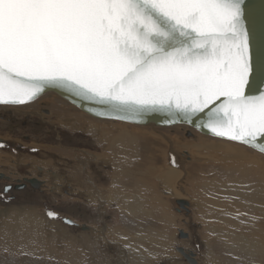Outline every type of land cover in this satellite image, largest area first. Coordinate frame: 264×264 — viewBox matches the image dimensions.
I'll return each mask as SVG.
<instances>
[{"label": "snow or ice", "instance_id": "snow-or-ice-1", "mask_svg": "<svg viewBox=\"0 0 264 264\" xmlns=\"http://www.w3.org/2000/svg\"><path fill=\"white\" fill-rule=\"evenodd\" d=\"M52 90L264 155V0H0V105Z\"/></svg>", "mask_w": 264, "mask_h": 264}, {"label": "rangeland", "instance_id": "rangeland-1", "mask_svg": "<svg viewBox=\"0 0 264 264\" xmlns=\"http://www.w3.org/2000/svg\"><path fill=\"white\" fill-rule=\"evenodd\" d=\"M44 100L47 104L44 103ZM56 102L60 108L58 106H53ZM15 107L18 109L15 111L20 113H15L13 111L12 113H9L14 120L6 123L0 122V140H11V143L13 144H21L28 151L27 154H25L26 156H22L20 152L16 151L14 145H12V152H14L15 155L17 154V156L21 155L19 156L20 158L23 157L24 159L32 160L36 158V165L31 166L36 168L31 170L28 165V172L25 175H30L31 179L33 177L36 179L32 183L35 186L31 187L29 185V187L33 188V192L37 191L38 195L35 196V193L28 191L31 194H24V197L17 199L15 203L12 202L9 205L1 206L0 210L12 207H34L39 213L43 212L44 217L48 221L51 222L52 220L53 223H59L62 225L63 223L61 224V222L57 221L58 216L53 219L46 214L48 210H55L58 214L63 216L62 218L76 221L75 225L77 222L82 223L81 225H83V227H87L89 224L96 226L97 224L96 227L98 228V226H101L98 222L99 220L100 222L102 220V217L98 220L100 215L97 211L98 209L95 210L92 205H89L86 201L83 202L82 199H74L76 196L75 188L65 191L64 193L60 190L57 191V189L51 190L49 188L50 184L45 182V173L48 168H52V164L54 163L55 167H57L60 172H64V170L65 172L78 171L79 166L82 164H80L81 159H77V155H86V158L89 160H85V165L88 170H86V175L90 180L88 184L93 183L96 186L98 185L99 189L104 188L107 186V183L106 181H103L102 177L105 180L106 175L104 173L107 170L104 166L105 163H103L105 162V157H102L101 152L99 151L106 152L109 149V146L113 143V139L118 137V139H120L117 142L118 145H114L108 154L114 158L119 156V162H123L126 155L133 154L134 152L131 151L132 149H134L136 153L140 151V153L143 154L146 151V154L151 153L156 156L154 159V164H156V166L151 169V172L141 174V176L150 179L149 185L148 179L140 177L141 186H138V189H135V192L141 191L143 200L156 202L159 206L167 209L166 212H168L172 221L167 219V223L170 225L158 227L157 231L163 233V229L167 230L165 234L168 235L167 237L172 238L169 243L171 249L178 245L179 242V240L177 241L175 238L177 235V229H182L183 232H187L190 235L194 245L191 244V241H187L185 242V245L180 243L181 245L179 248H176L175 250L177 251L178 249L189 247L190 249L184 248L183 251L187 253L193 252L197 257H200L201 240L204 264H215L217 262V254L216 250H214V246L215 249L219 248L218 251H224V249H226L228 252L237 255H252V260H247L248 264H264V207L262 206L264 203V162H262L261 157L259 158V161L255 160V154H252L251 151L249 152L246 148V150H224L226 146H228L225 143L216 142L218 140L213 141L212 139L202 138L205 136L202 135L201 137L200 134L190 129L189 132L191 135L187 137L186 131L188 129L183 127H174V129L170 128L173 130L157 128L159 131L165 132L168 135L176 136L174 140L176 141L178 151H191L196 158L199 157V161H193L188 165L187 171L189 180L182 181L181 188L182 191L188 194V196L190 195L189 200L193 203L195 212L199 216L200 225H195V223H193L195 221L190 218V215H188L189 209L186 214L183 212L181 213L182 215L176 214L178 211V208L176 207L178 206L174 204V201H172L173 208L171 209V203L169 202L171 201L169 197L171 195L166 191L168 189L163 186V181L157 180V176L165 175L168 172V168H174V166H176V170H178L177 166L183 168L182 163H179V158H176L175 160L173 158L172 165L168 163L167 167V157L165 155L166 147L155 135H152L153 133L148 128L99 121L86 114L84 115V113L82 114V112L78 111L65 101L47 95L39 99V101L33 102L32 105ZM44 111L51 112V116H47V119H44L40 115L41 112L46 113ZM23 115H29L32 117L25 119L22 117ZM71 118H75L76 120V131L72 129H64L61 128L62 126L59 127L57 125L60 121L65 123V120H70ZM25 121L27 125L26 127H23ZM88 126L93 127V130L95 132L97 131L99 134L104 133L102 136L104 141L102 143L98 140V136L87 134L86 127ZM138 137L141 139L138 140ZM186 139H188L187 142ZM135 142L145 143H136L135 145L130 146ZM33 145L36 146L35 152L32 151L34 148ZM2 151H0V162L4 158V152L10 153L8 151ZM86 153L91 154L93 157H88ZM229 153H233L234 156H229ZM15 155L14 158H16ZM10 156L13 155L10 154ZM6 158L10 159V157ZM43 159L49 162L43 163ZM95 159H97V163L95 162ZM238 159L240 160L235 163H230L231 160ZM38 160L41 161L40 164ZM160 162L162 163L159 164ZM21 167V164H17L16 167L11 165L10 171L15 172L17 170L16 168ZM24 167H26V165H24ZM39 167L41 168V171L37 172ZM101 172H103V176ZM76 174L77 173H74L73 175L77 176ZM66 178L67 177L62 178L63 181H65ZM168 180L172 182L171 177L168 178ZM100 182H102V184ZM88 184L86 186H89ZM204 184H206L210 190H202ZM147 190L149 193H145ZM225 193L229 196V199L222 204L218 203L217 197ZM231 193L238 194V197H232ZM83 196L84 195L81 197ZM104 198L106 203L110 204L109 197L105 195ZM136 198L137 196L133 199ZM85 199L87 200V197ZM75 200H77L78 203ZM118 200L120 206L125 202L114 196L112 198L114 205ZM232 201L236 203L247 201V205L242 207L236 205ZM102 209H105L107 212L108 208L103 206ZM248 211L258 214V224L246 219ZM73 212L80 213V215L77 213L74 214ZM180 216L189 218L192 223V225L190 224L191 227L179 224ZM36 220L37 222L34 226L35 232L36 230H40L42 225V220ZM163 221L166 220L164 219ZM65 225L67 226V224ZM110 228L113 227L111 226ZM147 228L148 227H142L141 229L136 230V234L144 235ZM18 233V236H27L29 234L26 229H21ZM82 233H85V231H74V233L71 232L69 235L72 236V234H74L79 240L81 239L80 235ZM114 233L115 236L113 237L116 239L115 244L117 245V242L119 244V246L115 248L100 246L93 236L90 237L89 245L77 246L75 243L71 244L65 240V238L60 235L62 233H58L51 243L57 247V251L60 254H64L65 256L56 259L32 254L24 250H10L11 248H9V245L16 247L18 246V243L15 236L7 235V229L4 226H1L0 264H154L158 259L165 258L152 257L150 255V244L147 241L141 243L138 238H133L136 235H126L124 230H115ZM36 234L37 232L31 239L33 244L39 246L41 251L46 250L45 248L48 246L47 243L40 241V239L36 237ZM158 236L159 235H156L155 237ZM179 239L184 240V238ZM130 245L132 246V249L128 248ZM110 250L113 253H111ZM175 255L177 258L174 259V262H167L168 264H180L179 261L183 262V256L180 257L177 253H175ZM69 259H75L76 261H69ZM164 261H166V259L157 262L167 264ZM223 264H230V254L223 259Z\"/></svg>", "mask_w": 264, "mask_h": 264}, {"label": "bare ground", "instance_id": "bare-ground-1", "mask_svg": "<svg viewBox=\"0 0 264 264\" xmlns=\"http://www.w3.org/2000/svg\"><path fill=\"white\" fill-rule=\"evenodd\" d=\"M47 95H49V94H47ZM45 96H43V97H45ZM53 106H58L60 108V106L58 105L57 102L54 103ZM52 111H54V110H52ZM49 116H51V112H49ZM75 122H76L75 118H71L70 120H65V123L60 121V123L57 124V125L59 127L62 126L61 128H64V129H72V130L76 131L77 127H76ZM146 128H148L150 131H154L158 135L160 133L161 136H163L164 139H162L160 137V135H159V137L161 138V139H159L158 136L155 135L157 137V139L162 144H164V142H165L166 145H168V147H169V145L172 146L173 152L176 153V155H177L176 157L179 158V163L181 162L182 166H183V170L182 171H181V166L180 167L178 166V168H177L178 170H176L175 169L176 166H174V168H168V172L165 175H158L157 176V180H162L163 181V186L168 189L166 191L171 195V196H169L170 199H171V201H169L171 203V209L173 208V205H172L173 202L172 201H174V204L176 206H178L176 204V201L187 202L188 205H186V207L190 208V213H191L190 216H192L194 218L193 220L195 221L193 223H195V225H200L199 216L195 212L193 203L190 202V200H189L190 195L188 196V194L186 192L182 191V189H181L182 188V181H188L189 180V175H188V171H187V166L188 165L185 166V164H187L191 160L192 161H194V160L199 161V158L195 159L194 156L191 153H185L186 156L184 154H180L181 152H178V148L175 145L174 140L168 134H166L165 132H162V131L158 130V129H161V128H158V129L155 128V127H146ZM86 131H87V134H90L92 136H94V135L98 136V140L100 141V143H102L104 141L103 137H102L104 135V133L103 134H99L97 131L95 132L93 130V127H91V126L86 127ZM140 139L141 138L138 137V140H140ZM119 140L120 139H118V137L116 139H113V143L109 146V149L106 152L99 151V152H101L102 157H105V162H103V163H105V165L103 163L102 164L106 167V170H107L104 173L106 175L105 176V180L102 177L103 181H106V183H107V186L104 185L105 186L104 188L99 189L98 185L96 186L93 183L88 184L90 182V180L88 179V176L86 175L87 168H86V165H85V160H87V161H89V160L86 158V155H77L78 156L77 159H81L80 164H82V165L79 166V170L78 171L65 172V170H64V172H60L59 169L57 167H55V165H54L55 163H54V164H52V168L51 169L48 168V170L45 173V176H46V179H45L46 181L45 182L47 184H50L49 188L51 190L57 189V191L60 190L61 192L64 193L65 191H69V190L75 188V195L76 196L74 197V199H76V198H78L79 200L82 199L83 202L86 201L87 203H89V205H92V207H94L95 210L98 209L97 211L100 214L98 220L100 219V217H102L101 222H100V220L98 222L101 226H98V228L96 227L97 224H96V226H94L92 224L87 225V227L84 226L83 228H84L85 233H82L80 235L81 239L78 240L76 238V235L72 234V236H71L69 234H71V232L74 233V231H77V232L78 231H82V228H81V226H83V225H81L82 223H78L77 222V224L74 226L73 224H75L76 221H71L70 219H67V220L71 221V223H73L72 225L71 224H67V226H66L65 225L66 223H63L64 224V226H63L62 223H61L62 225H60L59 223H53L52 220L50 222L44 217L43 212L39 213L38 210L36 208H34V207H30V208H28V207H12V208H7V209H1L0 210V227L4 226L7 229V235L15 236V239H16V241L18 243V246H16V247H13L12 245H9V248H11L10 250H16V251L24 250V251L30 252L32 254L43 255V256L49 257V258L59 259L61 256H65V255L64 254H60L57 251V247L54 244L51 243L56 238V235L58 233H62L60 235L63 238H65V240H67L71 244L75 243L77 246H79V245L80 246L89 245L91 236H93L97 240V243L100 246H105V247H108V248H113V247L115 248V247L119 246L118 242H117V245L115 244L116 243V239L113 237V236H115L114 232H115V230H119V231L126 230L127 226H125L122 223L123 221H121L119 218L116 217L115 212L119 213V211L116 208V206L114 205V203L112 202V198L114 196L119 197V196H122V195H124L126 193L135 192L137 184L140 183V171H141V168L145 167L146 164H147L146 153H143V154L140 153L141 156L138 157L139 154L136 153V151H134V149L131 150L134 153L130 154V155H126L124 157V161L123 162L122 161L119 162V158H120L119 156L116 157V158L110 156L108 154V153H110L109 152L110 149L114 145H118L117 142ZM164 140H167V141H164ZM136 143H145V142H135V143H132L130 146H133ZM35 145H33L34 148H36ZM123 146H124V143H123ZM37 149H39V148H37ZM232 149L233 148L229 147V150H232ZM4 153H5L3 155L4 158L0 162L1 173L2 172H4V173L7 172V173L12 174V175L14 173H17V170L15 172H11L10 171V166L14 165V167H16L17 164H21L22 165L21 168H26L23 171V174L24 173L27 174V172H28L27 166L28 165H29V168L31 170L36 168V167H34V168L31 167V166H35L36 165V162H35L36 158H34V157H33L34 160L26 159V158L24 159L23 157H21V158L19 157L21 155L17 156V154L15 155V153L12 152V153H14V155L16 157V158H14V155L10 156L11 153H7V152H4ZM7 154H9V155H7ZM99 154H98V156H99ZM165 155L167 157V167H168V162L169 161H168L167 152L165 153ZM22 156H26V155H22ZM87 156L90 157L92 155L91 154H87ZM6 157H10V159H7ZM173 158H174V156H173ZM97 159H95V162L97 161ZM255 159L258 161L257 158H255ZM43 160H44L43 163H45V162L48 163L49 162V161L48 162L45 161V159H43ZM92 161H93V159H92ZM233 161H235V160H233ZM110 162H111V164H110ZM124 162H125L126 165L124 164ZM40 163H41V161H39V164ZM57 163H58V161H57ZM24 165H26V167H24ZM99 166H100V164H99ZM39 171H41L40 167L38 168L37 172H39ZM63 173H64V175H63ZM74 173H77L76 174L77 176L73 175ZM95 173H96V171H95ZM97 173H98V171H97ZM102 173L103 172H101V174ZM104 174H102V176ZM25 177L27 178L26 182H27V186L28 187L31 184L30 182L33 183V181L36 180L34 177L31 179L30 175H27ZM60 177H62V178L67 177V178L65 179V181H63V179L60 178ZM170 177H171L172 182H170V180H168V178H170ZM94 181H95V179H94ZM102 182H100V183L102 184ZM87 184L89 186H86ZM121 188L124 189V190H122ZM205 189L210 190V188H208L206 184H204V186L202 187V190H205ZM78 195H81V196L84 195V196L81 197V196H78ZM105 195L107 197H109L110 204L106 203L105 198H104ZM231 196L237 198L238 194L231 193ZM84 197L85 198L87 197L88 201ZM91 198H92V201H91ZM228 199H229V196L226 193L217 197L218 203H220V204L226 202ZM106 200H107V198H106ZM75 201L77 202V200H75ZM232 202L235 203L236 205H239V206H242V207H245L247 205V201H242V202H239V203H236L234 201H232ZM103 206H106L108 208L107 212L105 211V209H102ZM262 206L264 207V203L262 204ZM176 208H178L177 210H179L178 212H176V214L182 215L181 214L182 211L187 212L186 210H184L180 206H178ZM110 212H111V214H110ZM75 213H77V212H75ZM78 215H80V213ZM83 217H84V215H83ZM180 217L181 218L179 220L180 221L179 224H182V226L183 225L190 226V224L192 225V223L190 222L189 218L182 217V216H180ZM36 219L42 220V225L40 227V230H36V232H37L36 237L39 238L40 241H42L44 243H47L48 246L45 248L46 250H44V251H41V248L39 246H37V245H34L33 241L31 240L34 237L35 233H36L35 232V227H34L36 222H37ZM246 219L248 221H250V222L255 223V224H258V222H259L258 214L255 213V212H252V211H248V213L246 215ZM91 220H93V219H91ZM96 223H97V221H96ZM68 226L74 227V228H70ZM111 226L113 228H110ZM67 228H69V229H67ZM80 228H81V230H80ZM148 228L157 230L158 225H157V227L151 226V227H148ZM21 229H26L29 234L27 236H18V234H19L18 232ZM69 231H71V232H69ZM93 231H94V234H93ZM179 231L183 232V230L182 229H179V230L177 229V231H176L177 235L175 236V238L177 239V241L179 240V242H178V245L174 246L173 249H172L173 256L168 254L167 255L168 257L158 259L157 261H160L162 259H164V260L166 259V261H164L166 263L167 262H169V263L170 262H174V259L177 258L175 253H177L180 257H182V255H180V253H178V251L180 249H178L177 251L175 249L179 248V246L181 244L185 245L186 244L185 242L190 241L189 238H191V237H190V235L187 232H183V233H186L188 236H186V238H184V240H180L178 238L179 237ZM200 244H201L200 245V257H197V255L194 254L193 252L189 251L190 253H187V252L183 251L184 248H189V247H184L183 249L180 247L181 250L185 254H187L185 256L186 257H190V259L192 261H194L195 264H204L203 255H202L203 254V248H202V241L201 240H200ZM214 250H216V254H217V262L215 264H223V259L226 256H228V254H230V264H248L247 260H252V258H253L252 255H248V256L237 255V254L228 252L226 249H224V251H218L219 248L215 249V246H214ZM71 260L76 261L75 259H69V261H71ZM184 260H185V263L182 262V261H179V263L180 264H190L189 262H186L185 258H184ZM157 261L154 264H165L163 262H157Z\"/></svg>", "mask_w": 264, "mask_h": 264}, {"label": "crops", "instance_id": "crops-1", "mask_svg": "<svg viewBox=\"0 0 264 264\" xmlns=\"http://www.w3.org/2000/svg\"><path fill=\"white\" fill-rule=\"evenodd\" d=\"M170 130H173V129H170ZM151 132L153 133L152 135L158 136L159 139H161V138L164 139L163 136H161L160 133H159V135H160L161 138L154 131H151ZM169 136L173 140L176 137V136L170 135V134H169ZM201 137H202V135H201ZM202 138L210 139L208 137H202ZM207 139H205V140H207ZM212 140L216 141L214 139H212ZM164 141H167V140H164ZM187 141H188V139H186V142ZM189 141H192V140H189ZM174 142H175V145H176V141L175 140H174ZM216 142L225 143L226 145H228L224 149V150H227V151L229 150V147L233 148L230 151H235L236 149H244V150H246L244 147L237 146V145H234L232 143L223 142V141H216ZM163 145L166 147L165 153L167 152L168 161H169L168 163L172 165L173 156H174V160H175L177 158L176 157L177 155H176V153L173 152L171 145H169V147H168V145H166L165 142H164ZM178 152H181L180 154H184L185 156H186L185 153H191L192 154L191 151H186V150L178 151ZM249 152H250V150H249ZM145 153H146V151H145ZM251 153L255 154V156H256L255 158H257L258 161H259V158L261 157L262 162H264V157L262 155L254 152V151H251ZM138 154H139V156H141L140 155V151H138ZM228 155L231 156V157L234 156L233 153H229ZM155 157H156L155 154H151V153L146 154L147 164H146L145 167L141 168L140 177H143V176H141V174H146V173L151 172V169L156 166V164H154ZM194 158L197 159L199 157L196 158L194 156ZM251 158H253V157H251ZM239 160L240 159L235 160V161L231 160L230 163H235V162H237ZM194 161H196V160H194ZM191 162H193V161L192 160L189 161L187 164H185V166L189 165ZM161 163L162 162H160L159 164H161ZM124 164H125V162H124ZM181 169L183 170V168H181ZM143 178H145V177H143ZM145 179H148V181H149L148 185H149L150 179L149 178H145ZM138 186H141L140 183L137 184L136 189H138L137 188ZM122 190H124V189H122ZM145 193H149V191L147 190V191H145ZM135 196H137V198L133 199ZM115 197L117 199H122L123 201H125V202H123L122 206L119 205V203H120L119 201H116V204H115L116 208L119 211V213L115 212L116 217L119 218L121 221H123L122 223L125 226H127L126 230H124L125 234L129 235V236L131 234L136 235L133 238H138L141 243L147 241L150 244V251H151L150 255L152 257H165L166 258V257H168L167 256L168 254H170L172 256V249H171V246H169V243L172 240V238L171 237H167L168 235L165 234V232L167 231L166 229H163V233H160V231H157V230H154V229H151V228H147L146 229V233L144 235H140V234L137 235L136 234L137 233L136 230H139L142 227H151V226L157 227V225H158V227H162V226L170 225V224L167 223V219L171 220V221H172V219L169 217L168 212H166L167 209L164 208V207L159 206L158 203H156V202L143 200V196L141 195V191L140 192H133V193H126V194H124L122 196H119V197L115 196ZM188 209H189L188 215H190L191 214L190 213V208H188ZM190 218L194 219L192 216H190ZM164 219L166 221H163ZM81 228H82V230H84L83 226H81ZM156 235H159V236L155 237ZM128 248L132 249V246L130 245V246H128Z\"/></svg>", "mask_w": 264, "mask_h": 264}, {"label": "flooded vegetation", "instance_id": "flooded-vegetation-1", "mask_svg": "<svg viewBox=\"0 0 264 264\" xmlns=\"http://www.w3.org/2000/svg\"><path fill=\"white\" fill-rule=\"evenodd\" d=\"M47 96H52V97L58 98L55 95H47ZM37 101H39V99L36 100V102ZM44 103H45V100H44ZM45 104H47V103H45ZM48 105H51V104H48ZM15 110H18V109H16L15 106H0V122L1 123H6L8 121L14 120V118L11 117L9 115V113H12V111L15 112V113H20V112H16ZM19 111H21V110H19ZM44 112H46L47 114L41 112L40 115L44 119H47V116H49V111H44ZM29 115H23L22 117H24L25 119H28V117H32V116H29ZM26 125L27 124H26V121H25L23 123V127H26ZM26 141H27V139H26ZM0 142L4 143L6 145L5 148L0 149V150L1 151L2 150L3 151H8L12 155H14L12 153V149H13L12 145H14V148L16 149V151L20 152L21 155H25L28 152L21 144H19V143L13 144V143H11V140H7V141H1L0 140ZM25 169L26 168H17V173H14L13 175H10V174L4 173V172L1 173V169H0V207L1 206H5V205H9L12 202L15 203L17 201V199H21V197H24V194L29 193L28 191L33 192V188H31L32 186L31 187L27 186V182H26L27 178L25 177L26 176L25 173L23 174V171ZM5 189H9V190L7 192H5L4 191ZM23 191H25V192H23ZM33 193H35L34 194L35 196L38 195L37 191L33 192ZM29 194H31V193H29ZM29 194H27V195H29ZM182 212L186 214L185 211H182ZM62 217H63L62 215L58 214L57 221L61 222V223H64L65 218H62ZM71 228H74V227H71ZM190 241H191V244L194 245V242H193V240H191V238H190ZM110 252H111V250H110ZM111 253H113V252H111ZM182 259H183V262L185 263V260H184L183 257H182Z\"/></svg>", "mask_w": 264, "mask_h": 264}, {"label": "water", "instance_id": "water-1", "mask_svg": "<svg viewBox=\"0 0 264 264\" xmlns=\"http://www.w3.org/2000/svg\"><path fill=\"white\" fill-rule=\"evenodd\" d=\"M47 94H53L55 96H58L59 98H61L65 102H67L69 105L73 106L78 111H80V112H82V113H84V114H86V115H88V116H90V117H92V118H94L96 120H99V121L115 122V123H121V124H125V125L135 126V127H155V128H161V129H170V128H174V127H183V128L188 129L186 131V136L187 137H189L191 135L190 132H189V129H190V130H193V131L197 132L198 134L203 135V136H206V137H208L210 139H214V140H218V141L232 143V144L237 145V146H242V145H239L236 142L227 141L225 139L218 138V137H213L210 133H207V130H205V133H201L199 130L195 129L194 127H190V126H187V125H181V124L170 125V124H166L165 123V120L167 119V116L164 115V114H157V115L149 116L147 118V122L146 123H143V124H140V125H135V124H132V123H122V122H119V121H113V120H110V119L98 118V117H96L94 115H90L85 110V108L81 107L80 103H78L77 101H75L73 98H71L69 96H66L62 92H58V91H54V90L48 91L46 94L42 95L40 98H42L43 96H45ZM36 100H38V99H36ZM31 103H33V102H30V103L25 104V105H0V106H26V105H29ZM242 147L250 150L246 146H242ZM250 151H252V150H250ZM254 152H256V151H254ZM256 153H258V152H256ZM30 183H31L30 186H34V184H32V182H30ZM176 204L178 206H180L181 208H183L184 210H187V207H186V205H188L187 202L176 201ZM72 224L73 223H71V225ZM73 225H75V224H73ZM186 236H188L186 233H183L182 231H179V238L183 239V238H186ZM178 252L186 259L187 262H189L190 264H195L194 261H192L190 259V257H186L185 256L187 254H185L181 249Z\"/></svg>", "mask_w": 264, "mask_h": 264}]
</instances>
